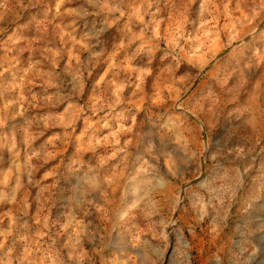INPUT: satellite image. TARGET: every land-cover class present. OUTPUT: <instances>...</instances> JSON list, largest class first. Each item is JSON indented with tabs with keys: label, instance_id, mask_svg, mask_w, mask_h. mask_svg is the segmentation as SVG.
Instances as JSON below:
<instances>
[{
	"label": "rangeland",
	"instance_id": "374dc122",
	"mask_svg": "<svg viewBox=\"0 0 264 264\" xmlns=\"http://www.w3.org/2000/svg\"><path fill=\"white\" fill-rule=\"evenodd\" d=\"M0 264H264V0H0Z\"/></svg>",
	"mask_w": 264,
	"mask_h": 264
}]
</instances>
